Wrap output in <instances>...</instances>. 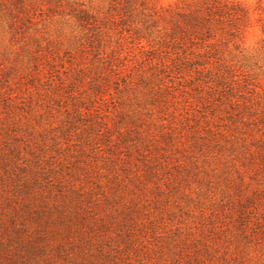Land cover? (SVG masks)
<instances>
[{"label": "rangeland", "instance_id": "rangeland-1", "mask_svg": "<svg viewBox=\"0 0 264 264\" xmlns=\"http://www.w3.org/2000/svg\"><path fill=\"white\" fill-rule=\"evenodd\" d=\"M158 1L169 5L176 0ZM240 1L253 8L258 0ZM106 3L0 0L1 131L15 130L19 147L28 139L34 146L39 141L45 149L43 157L62 175L70 171L68 160L61 156L65 151L50 150L40 136L47 142L58 136L62 148L68 144L78 147L76 128L87 125L84 121L94 105L100 113L94 121L106 123L112 133L121 112L125 122L133 120L157 136L160 131L181 135L184 144L165 153L173 158L158 167L157 181H144L147 189L143 193V183L137 187L128 183V189L119 192L123 203L135 199L148 204L137 214L136 226L126 240L116 236L117 226L108 224L107 205L97 213L107 223L104 231H96L94 237L83 231L79 237L50 222L45 214L41 224L31 216H21L16 231L11 230L5 215L8 209L1 208L0 201V264H184L196 255V249L205 264H264V157L261 162L249 153H264V47L259 26L255 23L245 33L247 57L239 81L226 93L215 83L190 81L193 74L152 69L126 41L114 59L105 58L106 65H97V44L85 37L87 28L75 23L70 9L81 7L97 16ZM103 43L106 54L116 46L108 37ZM200 91L202 99L198 98ZM234 103L248 107L236 121L230 117ZM234 127L240 132L233 134ZM68 129L70 137L64 140L61 132ZM221 131L227 134L226 140L236 138L233 148L220 137ZM212 138L225 149L213 146ZM91 171L84 186L91 189L92 197L101 198L102 190L113 192L107 171ZM252 194L255 202L243 227L238 210L229 201L237 204ZM17 199L24 201L21 196ZM38 203L39 199H33L32 208H38ZM38 231L43 238L36 237ZM99 248L104 255L99 256Z\"/></svg>", "mask_w": 264, "mask_h": 264}, {"label": "trees", "instance_id": "trees-1", "mask_svg": "<svg viewBox=\"0 0 264 264\" xmlns=\"http://www.w3.org/2000/svg\"><path fill=\"white\" fill-rule=\"evenodd\" d=\"M70 10L75 23L85 28V31L87 28L85 37H92L97 44L98 52L94 55L97 65L104 66L109 59H114L118 55V49H123L126 41L138 50L142 63L145 62L152 69L168 74H193L190 81L212 82L220 85L221 91L226 93L231 92V85L239 81L242 61L247 57L245 33L255 23L263 36L261 41L264 47V2L261 0L253 8L240 0H176L169 5H162L158 0H107L105 9L98 11L97 16L81 7L71 6ZM11 25L15 26V23L11 22ZM104 37L112 39L116 45L109 54L104 52ZM105 58L108 60H104ZM198 98H203L201 91L198 92ZM100 100L104 101L102 97ZM232 105L234 113L230 117L233 121L241 118L244 110H248L246 105ZM76 112L78 117L81 116L80 110ZM99 114V107L94 105L84 121L87 125L82 123V128H76L79 130L75 132L79 139L76 148L73 144L62 148L61 141L57 140L58 136L50 137L53 138L50 142L40 136L42 143H47L50 150L59 154L60 151H65L61 156L68 160L70 171H66L64 175L43 157L45 149L39 141H34L37 144L34 146L28 139L23 141L24 147H19L15 130L7 127L1 131L0 128V201L1 208L8 209L5 215L11 230L16 231V223L21 216H31L34 223L41 224L45 214L50 222L61 225L79 237L84 235L83 231L94 237L97 235L96 231L101 233L107 226L104 218L97 214L107 205L109 207L104 209L105 218L111 220L108 224H114L119 229L116 236L120 240H126L124 238L131 235L132 226H136L137 214L142 213L141 210L148 204L144 205L135 199L123 203V195L119 194L128 189V183L135 187L143 183V193L147 189V182L144 181L149 182L152 178L157 181L158 167L163 166L165 159L173 158L165 153L176 151L184 142L181 135L175 137L160 131L157 136L133 120L127 123L124 121L126 115L121 112L113 125L115 133H112V127L98 120L94 121ZM71 127L75 128L76 125ZM69 129L61 132L60 136L64 140L70 137ZM232 130L234 134L241 129L234 127ZM261 135L264 136V133ZM226 136L221 131L220 137L225 139ZM255 138L253 136V140ZM228 139L225 140L233 148L237 143L236 138ZM210 143L218 146L219 150L225 149L215 138ZM122 153L125 158L121 156ZM249 153L263 162L264 153ZM93 165L107 171L106 178L113 182V192L102 190L101 198L92 197L91 189L84 186L92 175L91 170L96 169ZM153 184L155 188L159 187L157 182ZM17 196H21L24 201H18ZM33 199H39L36 209L31 206ZM229 202L238 210V219L243 221L241 225L245 227L246 217L249 215L247 211L253 206L255 195L238 199L237 204L233 200ZM155 210L158 211V207ZM39 231L36 237L41 239L44 236ZM44 234L47 235V232L44 231ZM89 241L90 239L87 240ZM84 244L89 245L86 242ZM208 249L206 244L204 253L207 255ZM98 251L99 256L104 255L102 249L99 248ZM195 253L184 264H205L199 256L202 252L196 249Z\"/></svg>", "mask_w": 264, "mask_h": 264}]
</instances>
